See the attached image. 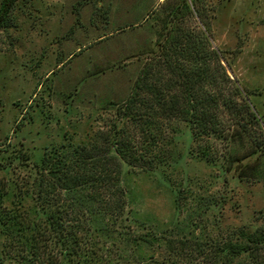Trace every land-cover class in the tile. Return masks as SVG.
Returning a JSON list of instances; mask_svg holds the SVG:
<instances>
[{
  "label": "rangeland",
  "instance_id": "obj_1",
  "mask_svg": "<svg viewBox=\"0 0 264 264\" xmlns=\"http://www.w3.org/2000/svg\"><path fill=\"white\" fill-rule=\"evenodd\" d=\"M202 2L210 44L264 130V0ZM179 3L16 0L9 27L0 30V180L9 195L44 151L88 145L115 124L128 125L117 107L157 52L162 19ZM168 137L167 157L151 170L122 164L124 211L111 237L98 238L110 264L174 262L182 241L209 243L264 224V182L227 171L224 142L216 143L218 158L206 162L186 123L172 121Z\"/></svg>",
  "mask_w": 264,
  "mask_h": 264
},
{
  "label": "trees",
  "instance_id": "obj_2",
  "mask_svg": "<svg viewBox=\"0 0 264 264\" xmlns=\"http://www.w3.org/2000/svg\"><path fill=\"white\" fill-rule=\"evenodd\" d=\"M15 2L0 0V30L9 27ZM161 23L157 52L117 107L118 120L128 125L115 124L88 145L44 151L31 177L14 182L12 195L0 180V264H110L98 238L111 237L124 211L122 164L151 170L163 162L174 120L187 124L198 158L215 161L216 143L224 142L227 171L234 167L239 180L264 182L263 127L210 44L202 0H180ZM233 146L243 150L230 153ZM180 244L176 261L166 264H264V224Z\"/></svg>",
  "mask_w": 264,
  "mask_h": 264
}]
</instances>
